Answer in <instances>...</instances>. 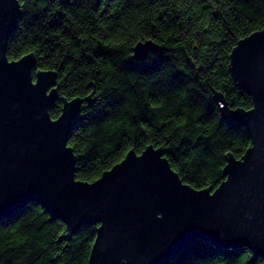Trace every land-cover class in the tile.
Segmentation results:
<instances>
[{
  "label": "trees",
  "instance_id": "trees-1",
  "mask_svg": "<svg viewBox=\"0 0 264 264\" xmlns=\"http://www.w3.org/2000/svg\"><path fill=\"white\" fill-rule=\"evenodd\" d=\"M8 57L34 53L38 70H55L63 99L88 97L69 137L76 177L93 182L132 148L162 147L184 183L215 190L228 158L251 146L246 127L222 118L253 98L230 70L238 42L264 29V0H20ZM158 47L133 58L139 41ZM66 224L30 203L0 222V264H89L97 226L70 239ZM170 264H264L246 247L216 248L197 240Z\"/></svg>",
  "mask_w": 264,
  "mask_h": 264
},
{
  "label": "water",
  "instance_id": "water-1",
  "mask_svg": "<svg viewBox=\"0 0 264 264\" xmlns=\"http://www.w3.org/2000/svg\"><path fill=\"white\" fill-rule=\"evenodd\" d=\"M20 0H0V222L30 203L66 224L70 239L83 225L97 226L89 264H170L197 240L216 248L246 247L264 260V29L241 39L230 55L238 86L253 108H231L220 92L222 118L246 127L251 146L241 159L228 158L215 190L184 183L162 147L129 150L93 182L76 177L69 137L88 97L63 99L57 72L38 70L34 53L8 57ZM139 41L133 58L156 49Z\"/></svg>",
  "mask_w": 264,
  "mask_h": 264
}]
</instances>
